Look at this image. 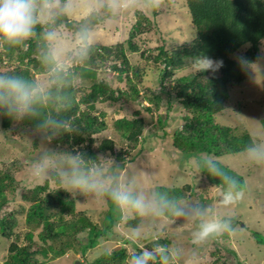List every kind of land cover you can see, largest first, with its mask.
<instances>
[{
	"label": "trees",
	"instance_id": "obj_1",
	"mask_svg": "<svg viewBox=\"0 0 264 264\" xmlns=\"http://www.w3.org/2000/svg\"><path fill=\"white\" fill-rule=\"evenodd\" d=\"M154 1L146 0L149 4H153ZM185 3L192 18V25L197 31V37L192 43L171 53L165 47L160 48V56L156 61L161 60L164 68L159 69L160 78L157 80L159 92L156 94L147 88L144 90L145 94H141L139 85L143 84L147 72L132 68L127 56L128 51L131 53L139 51V47L134 42L137 35L142 32V23H138L126 43L113 47L97 46L91 62L81 68L82 79L90 80L92 83L89 88L84 85L77 86L69 113L80 131L78 134L58 137L54 144H67L70 150L78 148L92 158L100 155L114 157L122 161L121 167H124L128 157L127 150L116 148L113 140H104L97 149L95 148V137L107 128L103 119L105 114L99 116L94 114L97 105L113 104L122 100L138 104L148 101L155 106V109L146 108L150 113L160 110L163 104L167 106L168 113L177 106V109L185 111L183 117L185 124L182 130L173 133V146L181 151V160L186 163L184 165L195 159L199 172L210 186L222 190V182L218 178L211 177L200 167V157L203 155L218 159L225 155L243 153V149L253 139L248 133L240 137L233 136L229 127H222L216 123L215 116L224 109L228 87L246 82L250 74V65L255 64L260 58L264 42V0H186ZM106 19L113 18H104L96 24V27ZM65 27L68 28L67 25ZM145 31H148V28H144L142 33ZM244 47L248 49L240 58L247 61V67L242 66L240 59L232 58ZM36 49L35 40L27 41L20 47H10L0 41V73L30 76L40 74ZM198 55L222 60L223 66L219 68L220 76L208 83H204L199 76L181 78L175 80L173 85L171 83L167 86V83L172 81L175 71L185 67L192 57ZM14 62L18 64L13 65ZM107 65L109 71L118 73L120 82H127V90L116 89L107 80L98 81L99 69H106ZM148 72L151 75V71ZM207 73L208 71L202 72L201 75ZM158 121L162 128L169 123L168 118L164 119L162 115L158 116ZM0 123L1 128L8 131L15 122L6 116H0ZM20 126L32 130L33 122L24 121ZM145 127L146 120L138 113L133 119L124 117L115 122L116 131L129 142V149H134L139 143L148 140ZM222 167L229 175L240 181L244 192L247 191V185L242 177L223 164ZM15 184L16 180L9 171H0V211L10 203L9 195L15 196L17 191ZM159 188L167 189L180 197L185 192L182 188L164 186ZM185 189L189 190L191 187L185 186ZM22 201L28 205V208L23 204L20 209L10 212L0 220V234L11 242L5 264H43L37 258L38 255L47 259L50 254L55 259L62 258L71 250L72 241H78L81 252L86 254L100 244L102 237L109 238L110 234H113L115 223L122 219L121 214L107 200L109 207L107 220L104 229H100L84 212H77V199L71 193L63 190L58 183L57 187H52L49 181L23 192ZM18 214H26V226L30 229L24 236L26 241L24 245H21V236L16 232L19 226ZM67 216L72 218L68 221ZM126 222L129 227L134 228L139 225L140 218ZM233 224L236 228L239 222L233 220ZM86 232L88 239L83 243L82 240H78V236ZM256 238L259 244H264V236L257 233ZM64 239L67 242H64L63 246L61 244L59 248H54L52 244L63 242ZM125 242L130 243V241ZM128 258L127 249L120 248L114 250L110 256L102 255L91 264H125Z\"/></svg>",
	"mask_w": 264,
	"mask_h": 264
},
{
	"label": "rangeland",
	"instance_id": "obj_2",
	"mask_svg": "<svg viewBox=\"0 0 264 264\" xmlns=\"http://www.w3.org/2000/svg\"><path fill=\"white\" fill-rule=\"evenodd\" d=\"M185 2L186 0H155L153 4H149L146 0H134L137 7L123 12L119 17L106 19L96 27L97 46L109 47L126 43L138 23H142V29L140 28L142 32L144 28H148L146 33L141 32L134 39L139 51L137 53L127 52L131 67L147 72L143 84L139 85L142 95L145 94L144 90L147 88L156 94L160 90L157 80L160 78L159 69L164 68L161 60L156 61V58L160 56V48L165 47L171 53L192 43L197 37V31L192 25V18ZM247 49L248 47H244L232 58L240 59ZM14 64L18 63L14 62ZM104 69H99L98 81L107 80L116 89H128L127 82H120L118 79V73L109 71L108 65ZM201 73L193 74L186 67L177 69L167 86L171 83L173 85L175 80L181 78L199 76L204 83H208L220 76L219 69L208 70L205 75ZM39 76L38 73L35 77ZM91 83L90 80L82 79L78 86L84 85L89 88ZM147 107L155 109V106L148 101H144L143 104L128 103L123 100L113 104L99 103L94 114L97 116L105 114L103 119L107 128L95 137V148L97 149L104 140H113L116 148L127 150L128 157L124 163V166L127 164V174H136L142 187L182 188L185 191L181 196L184 200L214 204L218 213L237 220L239 224L236 225L235 232L231 235L225 234L219 238L209 239L197 246L191 243V232L194 230V225L182 219L140 218L138 226L142 227V235L132 240L130 239L132 227L127 225L126 220L121 219L115 223L113 234L109 236L110 239L102 237L100 244L87 251L86 254L81 252L78 241H72L71 250L62 258L55 259L51 257V254L48 259L42 255H38L37 258L43 264H76L77 262L91 264L103 255L102 246L105 244L111 247L112 252L120 248L127 249L129 258L142 248H152L160 244L183 247L186 256L178 264H186V260H190L193 252L196 255L194 260H190V264H264V244H259L256 238L257 233L264 236V165L258 166L250 163L243 153L218 158L224 166L242 177L247 185L246 188L249 189L244 192L241 200L230 206H224L220 202L221 188L210 186L199 172L195 159H191L187 165H184L186 163L181 160V151L173 146V133L176 130H182L185 124L184 109H177L176 106L168 113L167 106L163 104L160 110L150 113L146 110ZM137 113L146 120L145 135L148 140L139 143L134 149H129V142L121 136L120 132L116 131L115 122L124 117L133 119ZM160 115L164 119L168 118L169 123L166 127L160 126L158 121ZM215 118L220 126L229 127L233 136L240 137L248 133L253 139L264 141V42L259 60L250 65L248 80L228 87L224 109L217 113ZM20 124L15 122L10 130L4 131L0 123V171H9L16 180L15 188H17L15 196L9 195L10 203L0 211V220L10 212L20 209L21 205L28 206L22 201L23 192L44 184L46 181H49L52 187H57V182L54 180H37L29 174L28 168L35 158V146H38V140L32 136L30 128L24 129ZM25 136H32L34 145H30ZM51 146L58 151L70 150L67 144L53 143ZM112 158L119 166L123 163ZM185 186H190L191 189L187 190ZM75 198L77 199V212H84L94 224L103 230L109 209L107 200L93 199L83 194H77ZM71 218L72 216H67L66 220L69 221ZM17 220L19 226L16 232L21 236V245H24L26 244L24 236L30 230L26 226V214H18ZM87 239L88 232L78 236V240H82L83 243ZM36 241L38 242V237ZM125 241H130V243L127 244ZM64 242H67L66 239L52 245L57 249L61 244L63 246ZM10 244L11 242L0 234V264H5ZM129 258L126 259L125 264Z\"/></svg>",
	"mask_w": 264,
	"mask_h": 264
},
{
	"label": "clouds",
	"instance_id": "obj_3",
	"mask_svg": "<svg viewBox=\"0 0 264 264\" xmlns=\"http://www.w3.org/2000/svg\"><path fill=\"white\" fill-rule=\"evenodd\" d=\"M134 7V0H0V41L20 47L35 40L40 66L39 77L0 73V116L16 123L33 122L32 136L38 146L28 172L34 179L54 180L73 197L106 199L124 220L182 219L194 225L193 245L231 235L235 232L233 218L218 213L214 204L186 201L167 189L142 187L136 174H127V164L121 167L110 156L92 158L78 148L58 151L51 146L58 137L80 131L69 113L82 80L81 68L96 51V24ZM240 63L247 67L244 58ZM222 66V60L198 55L185 67L196 74ZM32 136H25L30 145H34ZM243 154L250 163L264 165V141L252 139ZM200 167L222 182L220 202L224 206L243 198L240 181L225 171L219 159L202 155ZM141 235V226L130 231L132 240ZM102 254L110 256L111 247L103 245ZM185 256L182 246L156 244L131 255L127 264H178Z\"/></svg>",
	"mask_w": 264,
	"mask_h": 264
},
{
	"label": "water",
	"instance_id": "obj_4",
	"mask_svg": "<svg viewBox=\"0 0 264 264\" xmlns=\"http://www.w3.org/2000/svg\"><path fill=\"white\" fill-rule=\"evenodd\" d=\"M76 264H81L80 262H77Z\"/></svg>",
	"mask_w": 264,
	"mask_h": 264
}]
</instances>
